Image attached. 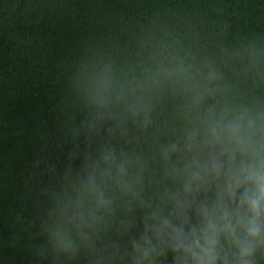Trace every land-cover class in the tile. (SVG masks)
Masks as SVG:
<instances>
[{"label": "clouds", "instance_id": "obj_1", "mask_svg": "<svg viewBox=\"0 0 264 264\" xmlns=\"http://www.w3.org/2000/svg\"><path fill=\"white\" fill-rule=\"evenodd\" d=\"M60 111L32 166V264H264V46L86 55Z\"/></svg>", "mask_w": 264, "mask_h": 264}, {"label": "trees", "instance_id": "obj_2", "mask_svg": "<svg viewBox=\"0 0 264 264\" xmlns=\"http://www.w3.org/2000/svg\"><path fill=\"white\" fill-rule=\"evenodd\" d=\"M165 39L218 60L264 46V0H0V264H32V166L73 65L135 61ZM226 72L240 93L257 91L242 65Z\"/></svg>", "mask_w": 264, "mask_h": 264}]
</instances>
